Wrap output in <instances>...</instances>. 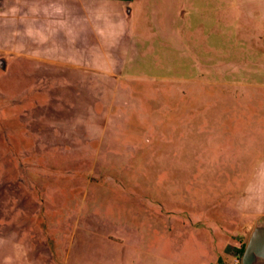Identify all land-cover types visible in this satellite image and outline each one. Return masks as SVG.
Returning <instances> with one entry per match:
<instances>
[{
  "label": "rangeland",
  "instance_id": "1",
  "mask_svg": "<svg viewBox=\"0 0 264 264\" xmlns=\"http://www.w3.org/2000/svg\"><path fill=\"white\" fill-rule=\"evenodd\" d=\"M0 59V264H233L264 0H0Z\"/></svg>",
  "mask_w": 264,
  "mask_h": 264
},
{
  "label": "crops",
  "instance_id": "2",
  "mask_svg": "<svg viewBox=\"0 0 264 264\" xmlns=\"http://www.w3.org/2000/svg\"><path fill=\"white\" fill-rule=\"evenodd\" d=\"M262 180H264V164L258 166L252 174L245 194L246 199L241 203L242 216H246L250 220L239 224L240 235L238 238H232L229 235L224 236L227 243L233 242L234 244V246H228L226 248V254L231 257L233 264H240L241 256L238 254V251L247 244L253 229L258 225L264 224V211L257 210V204L259 202L253 201L252 203H248L249 197L255 194ZM249 188L251 191L248 190ZM257 264H264V261H259Z\"/></svg>",
  "mask_w": 264,
  "mask_h": 264
},
{
  "label": "water",
  "instance_id": "3",
  "mask_svg": "<svg viewBox=\"0 0 264 264\" xmlns=\"http://www.w3.org/2000/svg\"><path fill=\"white\" fill-rule=\"evenodd\" d=\"M0 68H5L2 59H0ZM259 261H264V224L253 229L241 255L240 264H257Z\"/></svg>",
  "mask_w": 264,
  "mask_h": 264
},
{
  "label": "clouds",
  "instance_id": "4",
  "mask_svg": "<svg viewBox=\"0 0 264 264\" xmlns=\"http://www.w3.org/2000/svg\"><path fill=\"white\" fill-rule=\"evenodd\" d=\"M16 9H11L13 14L16 13ZM31 31H29V35H31ZM18 51V50H17ZM251 191V189H248ZM253 201H258L257 210L264 211V180L261 181L260 186L256 189L255 194L249 197L248 203H252Z\"/></svg>",
  "mask_w": 264,
  "mask_h": 264
},
{
  "label": "trees",
  "instance_id": "5",
  "mask_svg": "<svg viewBox=\"0 0 264 264\" xmlns=\"http://www.w3.org/2000/svg\"><path fill=\"white\" fill-rule=\"evenodd\" d=\"M244 247L245 246H243L239 251H238V254L241 256L242 255V253H243V251H244Z\"/></svg>",
  "mask_w": 264,
  "mask_h": 264
}]
</instances>
